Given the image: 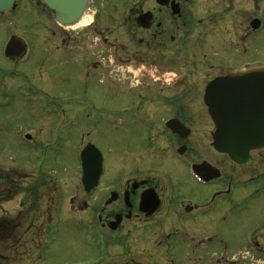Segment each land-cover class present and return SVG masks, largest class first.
Returning <instances> with one entry per match:
<instances>
[{
  "label": "flooded vegetation",
  "instance_id": "1",
  "mask_svg": "<svg viewBox=\"0 0 264 264\" xmlns=\"http://www.w3.org/2000/svg\"><path fill=\"white\" fill-rule=\"evenodd\" d=\"M257 5L255 0H88L78 24L68 27L39 0H12L0 11L29 8L54 22L43 38L47 60L75 64L86 79L94 77L112 92L108 105L82 114L98 113L102 119L92 125L113 128L112 151L101 153L97 184L86 190L79 158L80 192L70 196L51 175L52 151L60 172L69 136L63 124L66 115L72 119L60 104L84 97L54 100L27 80H0V136L9 137L0 139V147L16 143L24 159L19 164L9 157L12 166L5 167L0 157V264H49L46 253L55 240L47 233L59 224L63 213L56 212L70 215L67 206L78 217L84 242L68 264H175L173 250L183 248L180 244L187 246L181 257L189 264H264V144L250 152L249 162L229 168L228 156L211 145L215 126L207 105L224 102L213 95L224 77L251 70L264 74V0ZM115 73L125 79L115 80ZM260 79L256 84H264ZM263 92L254 109L255 127L262 132ZM117 97L123 106L116 108ZM12 106L29 122L13 125L14 112L3 113ZM90 142L81 140L82 149ZM194 165H204L200 171L213 176L199 178ZM248 185L251 190L243 191ZM228 214L252 219L237 238L242 249L229 258L225 251L209 250L213 244L227 248V238L211 236L217 226L229 224ZM201 223L209 225L207 232Z\"/></svg>",
  "mask_w": 264,
  "mask_h": 264
},
{
  "label": "rangeland",
  "instance_id": "2",
  "mask_svg": "<svg viewBox=\"0 0 264 264\" xmlns=\"http://www.w3.org/2000/svg\"><path fill=\"white\" fill-rule=\"evenodd\" d=\"M34 15L36 17H32ZM53 26L54 22L51 19L49 20L40 17L36 12L33 13L29 8H17L14 11L4 12L0 15V80L9 81V83L17 81L19 84H21L20 81L22 83L28 81L29 83L43 89L54 100H63L64 97L71 94L84 97L74 104H60L65 113H72V119H70L69 115H66V121L63 124L64 131L69 135L66 138V146L61 152V155L63 156L61 160L64 169L60 172L57 171L54 151H52V165L50 166L52 177L58 181L57 185L62 184L64 191L71 196L80 192V190H78L80 176L79 153L82 150L80 141L84 140V143L87 141H91L90 143L93 142L102 155L105 156L112 151L109 150V143L112 142L113 128L109 127L107 124L93 126L92 124L95 123L97 119H102L98 113H91L88 117H85V115L82 114L84 111L90 110L91 106L103 107L105 104L108 105L107 102H109V99L106 97L112 92H110L108 88L102 87L97 82L96 78L91 77L86 79L75 64L58 59L56 60L57 65H55L54 61L47 60L46 56L48 50L45 49L43 38L47 36V31ZM10 34H15L21 37L27 46L26 54L23 57V61L20 63H12L3 56L2 46ZM46 71H49L50 77H53V84L49 83V78L46 77L48 74ZM115 74V80L121 81L125 79V77H122L118 73ZM1 84L4 85L3 83ZM118 85L123 84L118 83ZM7 99L9 100V95ZM121 102V99L118 97L115 99L114 105L117 104L116 108L123 106ZM12 107L14 111H12V108L3 109V113L6 116L14 112L12 117L13 125L18 126V123H21L22 121L29 122V117L24 114L16 113L15 111L17 108L15 106ZM31 111L35 112L32 109ZM19 119L22 121H18ZM8 138L9 137L7 136H0L2 141L7 140ZM16 145V143H13L11 147H0V157L3 158V166H12V164L8 162L9 157H14L17 161L19 160V164H23L24 159L19 155L20 152L19 149L16 148ZM25 153L26 152H23V154ZM60 158L61 156L58 157V159ZM228 166L229 168L231 166L234 168V163L229 159ZM250 167L251 165L242 168L243 172L245 173ZM229 172L233 171L229 170ZM249 187L251 186L248 185L243 191ZM248 190H251V188ZM193 191L195 192V190ZM207 195L208 192L202 194L201 197ZM252 206L253 205L251 204L250 207ZM218 207L219 205H217L213 212L219 211ZM67 209L66 212H69L70 215H65L64 209H60V211L56 212L59 215L60 213H63L60 215L59 224L54 230L47 233V235H49L48 239L55 240L52 242L46 253L49 264H68L72 262L81 252L80 246L84 243L81 233L78 230V217L75 215L74 211L70 212V207L67 206ZM56 213H54V215H56ZM228 215L230 219L229 224H221L217 226L215 228L217 229V233H215L216 237L211 236L214 240L221 237L227 238V248L213 247V244L209 250L215 252L225 251L229 258L232 254H238L242 249L241 243L237 241V238L242 236L245 230L248 229L247 225L251 223L252 219L250 215ZM201 219L202 218H199V221ZM201 225V228L205 232L209 230V225L207 223H201ZM180 245L183 248H177L175 246V249L173 250V258L177 261L175 264H189V260L185 262L181 257L183 254L187 253V251L184 250L187 246L184 244ZM244 255L247 257L250 256L249 252ZM184 258L187 259V257ZM214 264L216 263L214 262ZM253 264L258 263L255 262Z\"/></svg>",
  "mask_w": 264,
  "mask_h": 264
},
{
  "label": "water",
  "instance_id": "3",
  "mask_svg": "<svg viewBox=\"0 0 264 264\" xmlns=\"http://www.w3.org/2000/svg\"><path fill=\"white\" fill-rule=\"evenodd\" d=\"M55 19L62 25H72L77 22L87 6L88 0H39ZM12 0H0V11L9 8ZM257 0H255L256 6ZM255 25L258 24L256 20ZM25 45L22 40L11 37L4 49V55L12 61H17L22 55ZM260 77L264 81V74L260 72H244L243 74L230 75L221 79L222 86L218 95L224 102H207L211 118L215 125L212 134V146L215 150L226 153L237 164H246L250 161L249 152L264 144V132L255 127L254 109L257 101V93L264 90V84H256L255 80ZM214 84L207 88L208 95L214 89ZM257 91V92H256ZM260 103H264V92ZM83 182L86 190L97 184L101 171V154L93 146L87 145L81 152ZM204 165L194 167L200 177L205 176L200 171ZM215 170V169H214ZM216 171V170H215ZM217 175V174H216ZM214 175V176H216Z\"/></svg>",
  "mask_w": 264,
  "mask_h": 264
},
{
  "label": "bare ground",
  "instance_id": "4",
  "mask_svg": "<svg viewBox=\"0 0 264 264\" xmlns=\"http://www.w3.org/2000/svg\"><path fill=\"white\" fill-rule=\"evenodd\" d=\"M84 22H88V18L86 19V20H84ZM78 23H76L75 25H73V26H76Z\"/></svg>",
  "mask_w": 264,
  "mask_h": 264
}]
</instances>
